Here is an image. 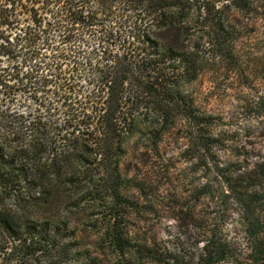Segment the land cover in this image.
I'll return each mask as SVG.
<instances>
[{"label":"trees","instance_id":"obj_1","mask_svg":"<svg viewBox=\"0 0 264 264\" xmlns=\"http://www.w3.org/2000/svg\"><path fill=\"white\" fill-rule=\"evenodd\" d=\"M25 1L0 0L1 33ZM55 1L62 3L61 16L73 18L88 3L103 10L121 6L134 19L136 45L97 62L90 128H81L87 114L63 112L62 124L55 107L41 109L47 76L30 80L34 96L41 93L25 109L0 98V264H264V149L247 164L219 166L218 188L199 190L214 199L219 221L174 245L140 237L131 214L142 209L123 194L119 168L129 137L159 139L176 114L207 131L209 115L192 110L186 91L208 60L191 42L196 23L201 17L203 27L210 26V58L233 69L246 27L238 18H256L264 0ZM127 96L136 108L123 113ZM141 103L143 114L136 112ZM252 105L264 115V93ZM210 141L205 136L203 146Z\"/></svg>","mask_w":264,"mask_h":264},{"label":"rangeland","instance_id":"obj_2","mask_svg":"<svg viewBox=\"0 0 264 264\" xmlns=\"http://www.w3.org/2000/svg\"><path fill=\"white\" fill-rule=\"evenodd\" d=\"M60 4L55 0L22 2L21 14H14L13 24L0 31V98L6 96L9 106L25 109L32 105L30 97L36 99L41 93L34 96L30 80L47 76V99L42 95L41 109L55 107L62 124L63 112L87 114L81 128L83 124L90 128V92L97 62L134 49V19L115 3L109 10L84 4L75 18L67 12L61 16ZM238 20L246 27L235 46L238 66L233 69L210 58V26L203 27L201 17L192 36L191 42L198 44L208 60L186 91L192 110L209 115L207 131L195 125L193 118L176 114L159 139L135 135L125 143L119 167L126 183L122 192L141 206L142 211L132 213L131 220L142 238L168 245L198 238L220 216L214 199L200 195V188L205 184L212 191L218 188L219 166L247 164L264 149V115L252 105V99L264 93V9L256 18ZM132 100V96L124 98L123 113L135 110ZM136 112L145 113L142 103ZM205 136L211 138L206 147ZM92 210L95 207L87 209V215ZM233 223L230 215L228 228Z\"/></svg>","mask_w":264,"mask_h":264}]
</instances>
